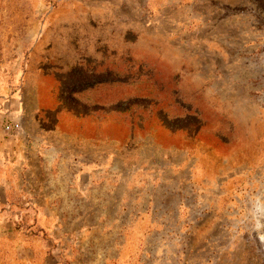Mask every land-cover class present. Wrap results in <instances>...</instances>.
Masks as SVG:
<instances>
[{"label":"rangeland","instance_id":"obj_1","mask_svg":"<svg viewBox=\"0 0 264 264\" xmlns=\"http://www.w3.org/2000/svg\"><path fill=\"white\" fill-rule=\"evenodd\" d=\"M105 137L123 202L77 185ZM6 138L72 169L40 205L58 218L0 203V264H56L47 240L101 258L122 233L145 264H264V0H0L3 200Z\"/></svg>","mask_w":264,"mask_h":264},{"label":"crops","instance_id":"obj_2","mask_svg":"<svg viewBox=\"0 0 264 264\" xmlns=\"http://www.w3.org/2000/svg\"><path fill=\"white\" fill-rule=\"evenodd\" d=\"M9 102V106L13 109L12 111L17 113V100L13 99ZM40 105L42 106L41 102L38 103V107H40ZM10 140L11 139L6 138V200H3L4 198L0 196V203H6V219L12 216V207L14 204L20 209L22 207L29 208L34 214V217L38 219L53 220L58 218L59 214L57 211L44 209L40 205L55 201L57 196L56 188L63 181L66 183L64 176L62 177L60 173L55 175V172L57 170L58 172L68 171L67 169L70 170L72 167H69L65 163H60V161H62L61 159H59L58 162L60 166L52 163L49 165V162H43L41 156L36 155V153L33 154L37 150L36 146H38V144H36L34 148H26L21 142L11 143ZM107 140H111L108 144H114V146L108 148L105 145V141ZM116 141L115 138L106 139L105 137L100 141L102 143L99 142L101 147H99L96 153H92V148H85L89 152L87 154L88 156H85V150L81 159H78L82 162L80 167L75 169L78 175L80 173L77 185L86 187L89 191L95 186L104 188L105 195L101 200L105 202L124 201V198L120 194H115V188L122 186L123 166L125 164L121 158L122 149L118 148V143ZM23 153L27 155H23ZM69 156L73 157L72 155ZM132 167L133 165L131 163L129 167L131 171ZM111 192L113 193L111 194ZM90 195L91 193L83 194V196H86V199H88ZM30 204L39 205L40 209L34 207L33 210ZM18 212L20 213V211ZM121 214L123 215V212L120 211L107 212L104 214L105 216L101 215L100 219H116ZM71 215L72 214H69L70 217ZM105 227L107 229V225H105ZM56 228V226L52 225L50 236H58L57 234L55 235ZM98 229L101 230V234H103L104 222L99 223ZM122 234L123 236L120 235V238L115 236L112 243L106 244V246L101 249V252H99V254H102L101 258H96L95 255L81 259L76 258V255H72L71 248L59 249L58 242L54 243L52 241L50 243L47 240V242H42V247L46 253L44 260L48 258L51 259V263L56 261V264H145L147 260L144 259L143 253L146 250L145 248H147V243H141L133 239L128 242L126 233ZM147 256L148 254H146V257Z\"/></svg>","mask_w":264,"mask_h":264},{"label":"built area","instance_id":"obj_3","mask_svg":"<svg viewBox=\"0 0 264 264\" xmlns=\"http://www.w3.org/2000/svg\"><path fill=\"white\" fill-rule=\"evenodd\" d=\"M19 128V124L17 122H5L4 123V129L7 131V132H15L17 131Z\"/></svg>","mask_w":264,"mask_h":264},{"label":"trees","instance_id":"obj_4","mask_svg":"<svg viewBox=\"0 0 264 264\" xmlns=\"http://www.w3.org/2000/svg\"><path fill=\"white\" fill-rule=\"evenodd\" d=\"M89 81H93V80H89ZM94 82V81H93ZM179 129H182L183 131L185 130V131H187V132H190L189 130H188V126H184V127H181V128H179ZM178 130V129H177Z\"/></svg>","mask_w":264,"mask_h":264}]
</instances>
